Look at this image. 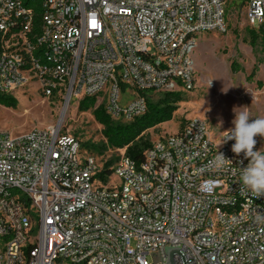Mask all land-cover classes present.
Segmentation results:
<instances>
[{
  "label": "built area",
  "instance_id": "2783aa9c",
  "mask_svg": "<svg viewBox=\"0 0 264 264\" xmlns=\"http://www.w3.org/2000/svg\"><path fill=\"white\" fill-rule=\"evenodd\" d=\"M36 1L0 0V92L37 82L67 103L95 97L121 123L153 94L191 91L199 35L228 29L229 0ZM244 4L264 27V0ZM60 128L0 131V264H165L166 246L189 264H264V195L243 187L249 159L221 143L228 132L213 139L192 118L105 181L106 161Z\"/></svg>",
  "mask_w": 264,
  "mask_h": 264
},
{
  "label": "rangeland",
  "instance_id": "374dc122",
  "mask_svg": "<svg viewBox=\"0 0 264 264\" xmlns=\"http://www.w3.org/2000/svg\"><path fill=\"white\" fill-rule=\"evenodd\" d=\"M245 13L244 0H229L227 31L199 35L194 51L196 85L191 91H184L186 101L180 103L172 120L147 130L146 138L152 143L176 133L182 122L192 118L205 120L210 136L217 140L234 128L235 111H247L251 119L264 118V52L251 44ZM255 65L258 70L250 79ZM13 96L18 100L17 107L0 104V131L18 136L33 128L60 126L61 133L80 141L83 157L93 156L103 164L125 155L124 149L108 148L101 154L94 150L106 144L103 127L92 110L78 109V101L67 103L63 97L46 96L37 82H27ZM152 97L156 100L159 95ZM255 140L254 150L264 152V137L257 135Z\"/></svg>",
  "mask_w": 264,
  "mask_h": 264
},
{
  "label": "trees",
  "instance_id": "16d2710c",
  "mask_svg": "<svg viewBox=\"0 0 264 264\" xmlns=\"http://www.w3.org/2000/svg\"><path fill=\"white\" fill-rule=\"evenodd\" d=\"M26 4L34 7L36 12L40 11L38 1L36 0H26ZM249 34L252 46H260L264 52V27L258 29L250 28ZM237 68L236 65H233L234 71H237ZM257 70L258 65H255L249 76L250 79L254 77ZM184 101H186L184 91L164 92L156 100L149 97L147 99V111L145 114L128 123L115 122L103 105L96 107L95 97L83 98L78 104V109L80 111L92 110L94 118L103 127L102 134L106 140V144L95 147L94 150H97L101 154L108 148L124 149L125 156L141 161L145 151L153 145L146 138L147 130L172 120L179 109L180 103ZM0 104L17 107L18 100L12 94L0 92ZM185 123L186 121L181 123L180 129L184 127ZM88 147L90 148L91 146ZM117 161L118 158H110L105 162L104 170L101 173L105 181L112 173L111 167Z\"/></svg>",
  "mask_w": 264,
  "mask_h": 264
},
{
  "label": "clouds",
  "instance_id": "9594fccd",
  "mask_svg": "<svg viewBox=\"0 0 264 264\" xmlns=\"http://www.w3.org/2000/svg\"><path fill=\"white\" fill-rule=\"evenodd\" d=\"M235 111V110H234ZM234 128L229 129L228 136L221 142L235 140L232 151L236 155L244 153L249 159L247 167L241 173V183L244 188L255 193L257 197L264 195V152L254 150L257 135L264 137V118L251 119L247 111H235ZM230 161L219 153L216 162L223 164Z\"/></svg>",
  "mask_w": 264,
  "mask_h": 264
},
{
  "label": "water",
  "instance_id": "95a60500",
  "mask_svg": "<svg viewBox=\"0 0 264 264\" xmlns=\"http://www.w3.org/2000/svg\"><path fill=\"white\" fill-rule=\"evenodd\" d=\"M167 261L165 264H176L175 255H179L182 264H189L186 253L179 246H166Z\"/></svg>",
  "mask_w": 264,
  "mask_h": 264
}]
</instances>
